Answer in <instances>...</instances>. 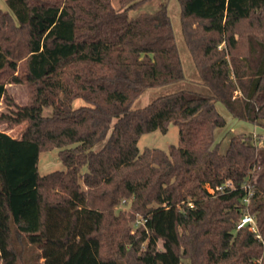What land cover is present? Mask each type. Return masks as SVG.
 <instances>
[{"label": "trees", "instance_id": "trees-1", "mask_svg": "<svg viewBox=\"0 0 264 264\" xmlns=\"http://www.w3.org/2000/svg\"><path fill=\"white\" fill-rule=\"evenodd\" d=\"M116 1L0 10V99L7 85L28 95L12 114L21 137L0 130V264H264V134L231 136L222 154L215 140L226 125L216 103L264 132V0H178L207 92L138 109L143 92L185 76L167 6L133 16L152 0ZM170 124L178 146L139 152L142 135ZM54 149L64 170L40 175ZM245 185L256 234L236 230Z\"/></svg>", "mask_w": 264, "mask_h": 264}, {"label": "rangeland", "instance_id": "rangeland-1", "mask_svg": "<svg viewBox=\"0 0 264 264\" xmlns=\"http://www.w3.org/2000/svg\"><path fill=\"white\" fill-rule=\"evenodd\" d=\"M167 6V12L170 19L176 47L180 57L181 65L184 73V80L178 83L170 84L167 86L156 87L148 89L141 94V96L133 103L132 109H138L146 106L152 100L157 97L164 96L178 90L186 89L196 92L205 93L207 89L199 84L197 72L194 68L191 56L186 48L180 26V5L178 0H152L142 5L136 12H133V16L140 13H152L158 9L160 5ZM113 5L117 7V1L113 0ZM0 10L11 14L10 9L6 4V0H0ZM28 95L25 86L19 85H7L6 95L0 99V130L5 131L11 137L19 138L22 135L26 127V122L21 121L16 123L12 121L13 112L17 107L24 106L27 102ZM83 104L81 100H76L73 105L77 107ZM217 111L223 116L226 121L224 128L217 129L215 131V140L219 143V152L222 154L227 148L228 141L231 136L238 134H253L256 128L246 122L238 121L233 119L224 107L216 103ZM49 111L45 110L44 114H48ZM4 116V120L3 117ZM2 118V119H1ZM257 132H262L261 129L257 128ZM257 135V133H255ZM264 139V136H262ZM179 145L178 128L172 124L169 125L168 130L165 134H162L158 130L142 135L138 142L137 148L139 152H142L145 148H157L166 150L169 146ZM64 170V166L58 159V150L54 149L48 152H43L38 157V172L40 175H46L50 172ZM119 210H128V206L121 205ZM140 218L136 217L134 222L129 223L131 232L140 223ZM184 264H187L184 262Z\"/></svg>", "mask_w": 264, "mask_h": 264}, {"label": "built area", "instance_id": "built-area-1", "mask_svg": "<svg viewBox=\"0 0 264 264\" xmlns=\"http://www.w3.org/2000/svg\"><path fill=\"white\" fill-rule=\"evenodd\" d=\"M257 145H259L260 147H264L263 143L260 140L257 141ZM226 186H230V185L226 184ZM244 188H245V195L241 200V204L243 207V214H242L239 222L236 224V230L246 228L251 233L256 234L257 233V227H256L255 219L248 211V206H249L250 199L252 196V186L251 185H245ZM222 189H223V187L217 188V190H219V191H222Z\"/></svg>", "mask_w": 264, "mask_h": 264}, {"label": "crops", "instance_id": "crops-1", "mask_svg": "<svg viewBox=\"0 0 264 264\" xmlns=\"http://www.w3.org/2000/svg\"><path fill=\"white\" fill-rule=\"evenodd\" d=\"M254 129H255V128H254ZM255 133H262V132H257V129H256ZM8 135H9V134H8Z\"/></svg>", "mask_w": 264, "mask_h": 264}]
</instances>
